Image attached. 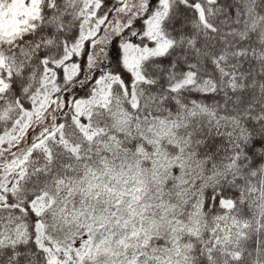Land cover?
<instances>
[{
	"label": "snow or ice",
	"instance_id": "snow-or-ice-1",
	"mask_svg": "<svg viewBox=\"0 0 264 264\" xmlns=\"http://www.w3.org/2000/svg\"><path fill=\"white\" fill-rule=\"evenodd\" d=\"M0 264H264V0H0Z\"/></svg>",
	"mask_w": 264,
	"mask_h": 264
}]
</instances>
